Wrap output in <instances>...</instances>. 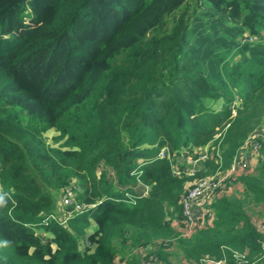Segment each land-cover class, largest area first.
I'll use <instances>...</instances> for the list:
<instances>
[{
	"label": "trees",
	"instance_id": "obj_1",
	"mask_svg": "<svg viewBox=\"0 0 264 264\" xmlns=\"http://www.w3.org/2000/svg\"><path fill=\"white\" fill-rule=\"evenodd\" d=\"M262 123L264 0H0V264H140L173 239L195 264H264L246 210L264 170L228 178L241 196L217 191L190 235L171 224ZM203 146L192 174L175 163ZM71 184L86 207L43 221Z\"/></svg>",
	"mask_w": 264,
	"mask_h": 264
},
{
	"label": "built area",
	"instance_id": "obj_2",
	"mask_svg": "<svg viewBox=\"0 0 264 264\" xmlns=\"http://www.w3.org/2000/svg\"><path fill=\"white\" fill-rule=\"evenodd\" d=\"M246 147V154L249 157H254L258 150L261 148L262 143L257 140H250ZM164 148H162L159 152L160 157H167L166 153L164 152ZM242 150V148H241ZM241 152H239L234 158L229 166V168L225 172H217L215 174L202 177L199 179L193 180L189 187L187 188L186 192L182 195L179 204H180V219H173L171 224L174 228H177L179 225V231L182 235L187 236L193 233L196 229L201 228L205 224V216L209 219L212 217V210L209 207L210 205L204 206L199 212L194 208V202L197 198L202 195L208 193L217 194V191L222 190L225 185V181L228 178H232L239 167L242 165L241 160ZM207 158V152L203 151L199 154L196 158L191 157H184L185 162L189 165L187 170L189 174H192L194 170L197 168V162H202L204 159ZM174 173H178V170H173ZM73 184L70 186H65L61 192L60 196V207L63 208V213L58 214L57 216L53 213H49L43 218V221L52 219L58 221L60 224H63L66 218L73 212V211H80L86 205L79 204L74 201L73 198ZM66 206L71 207L70 209H64ZM62 210V209H61ZM255 227L260 235L264 236V215H262L256 222ZM261 247L264 248V239L261 241ZM231 258L236 264H244L243 255L239 252L232 250L231 251ZM196 264H227L226 257L223 255L219 259H215L212 257L204 256L200 258L199 262Z\"/></svg>",
	"mask_w": 264,
	"mask_h": 264
},
{
	"label": "rangeland",
	"instance_id": "obj_3",
	"mask_svg": "<svg viewBox=\"0 0 264 264\" xmlns=\"http://www.w3.org/2000/svg\"><path fill=\"white\" fill-rule=\"evenodd\" d=\"M54 134H56L54 129L47 131L46 137L49 140V142L51 141L52 136ZM175 163L178 165V163L176 162V159H175ZM237 184L238 183H234V182H228V183L225 182L224 187L222 188V190H219V193L227 192V194L229 195L234 194V195L241 196L242 188H239V186L241 185L238 184L239 186H237ZM57 199L59 198L57 197ZM257 206L258 205H251V206H248V208L246 209L249 216L255 220H258L262 215H264V209H261L259 206L258 207ZM56 211L58 213L62 212L58 210ZM90 231L91 230H88L86 233H89ZM261 238L264 239V236L261 235ZM83 245H84V240L80 243V248H82ZM157 252H160L161 254L166 252L167 257L164 258L163 255L160 256L159 253ZM131 254L134 255L135 259H137L140 262V264H195L184 257L183 253L176 246L174 239L170 242V245L166 247L164 244L160 243L159 240H153L147 246L131 249ZM120 262H121V259L118 256H116L115 264H120Z\"/></svg>",
	"mask_w": 264,
	"mask_h": 264
},
{
	"label": "crops",
	"instance_id": "obj_4",
	"mask_svg": "<svg viewBox=\"0 0 264 264\" xmlns=\"http://www.w3.org/2000/svg\"><path fill=\"white\" fill-rule=\"evenodd\" d=\"M254 139L259 140L262 143V145L254 157H249L246 154V147H247L246 143H248L250 140H254ZM201 149H202V151L206 152L207 146H203V147H201ZM240 152H241L240 156H241V160H242V164H241L242 166L238 168L235 176L239 175V174L257 175L261 170H264V123L259 124L253 131H251L249 133V135L246 138V142H245L244 146L242 147V150H240ZM215 153H217V150H215ZM176 162L178 164H180L181 166H184L186 168L189 167V165L185 162L184 156H182V155H178L176 157ZM201 166H202V162H200V161L197 162L196 167L200 168ZM237 186H239V185L237 184ZM239 188H241V186H239ZM225 194H227V192ZM217 195H219V194H214L212 192V193H208V194L202 195L199 198H197L194 202L195 210L199 212L204 206L210 204L212 202V200L215 198V196H217ZM258 206L261 209H264L260 205H258ZM251 219H252V217H251ZM252 222L255 225L257 220L252 219ZM94 229H95L94 224H91V226L89 227L88 230L92 231Z\"/></svg>",
	"mask_w": 264,
	"mask_h": 264
}]
</instances>
